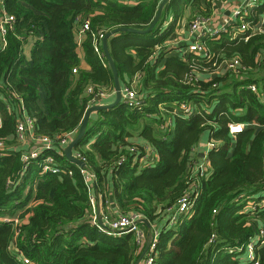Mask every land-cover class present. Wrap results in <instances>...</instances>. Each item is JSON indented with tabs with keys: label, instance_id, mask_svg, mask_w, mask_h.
Masks as SVG:
<instances>
[{
	"label": "trees",
	"instance_id": "obj_1",
	"mask_svg": "<svg viewBox=\"0 0 264 264\" xmlns=\"http://www.w3.org/2000/svg\"><path fill=\"white\" fill-rule=\"evenodd\" d=\"M0 1L5 15L14 19L0 48V264H23L13 245L35 264H134L142 251L131 233L119 237L87 219L91 191L78 166L65 159L67 142L61 140L77 133L96 95L114 92L100 36L119 27L148 28L162 0ZM187 7L210 16L212 0H169L154 28L140 37L145 42L136 43V35L128 33L109 41L119 82L124 76L142 79L138 104L122 100L94 112L73 152L85 159L98 194L105 193L110 178L122 215H139L150 226L167 222L158 232L154 264H264L258 236L259 229L264 231V103L247 89L250 84L264 87V69L255 62L264 52V29L246 42L244 35L232 37L230 29L219 39L207 38L209 60L192 54L166 58V43L174 39L175 24ZM263 11L259 6L243 21L254 24ZM169 14L173 21L162 31ZM86 21L89 30L78 41ZM30 41L31 66L25 67L23 48ZM234 57L245 68L241 75L219 69L224 59ZM40 89L46 95L43 109ZM180 103L190 105L193 114H174ZM22 112L33 120L34 139L29 140L51 142L28 161L23 157L30 151L16 137ZM231 124L245 128L232 136ZM204 133L217 145L208 150L209 171L202 178L193 171ZM132 137L149 146L129 142ZM145 149L152 154L141 161ZM48 157L60 173L41 171ZM34 187L36 204L28 209ZM186 194L194 212L168 227ZM18 210H23L19 219L29 215L26 224L6 220Z\"/></svg>",
	"mask_w": 264,
	"mask_h": 264
},
{
	"label": "built area",
	"instance_id": "obj_2",
	"mask_svg": "<svg viewBox=\"0 0 264 264\" xmlns=\"http://www.w3.org/2000/svg\"><path fill=\"white\" fill-rule=\"evenodd\" d=\"M264 5V0H243L241 6L239 5L237 8L233 9L230 16L223 17L220 20V26L219 28H212L211 23L214 22V19H206L203 16H196L193 18V20L188 24V32L189 35L192 37L193 41L190 43V45L187 46L186 49L180 50V57L186 59L188 55H196L198 57H204L206 59L211 58V54L208 52L205 40L207 38L212 39H219V34L223 32H227L229 29H235L230 32L232 37H235L237 34L244 35L243 39L246 42L251 36H254L255 34H260L263 32V29L261 27L257 26L255 24H251L248 22H244L243 19L248 16V11L253 10L259 6ZM234 20V21H233ZM238 20V25L234 26L235 21ZM14 21L13 17L6 16L1 20L0 22V33H1V47L2 48L5 44V33L7 26ZM79 34H83L84 32L89 30V23L86 21L83 26L81 27ZM104 36L101 35L100 39L102 40ZM101 45V44H100ZM96 51H98L96 49ZM219 69H223L224 71L231 72L235 75H241L245 68L241 64L240 59L237 57L231 58V59H224L222 63L219 65ZM74 74H76V70L72 71ZM247 89L250 90L252 93H254L258 99H260L262 102H264V90H260V88L256 84H250L247 86ZM91 92V89H88V93ZM105 92H100L98 95L94 97V99L91 101L90 106H93L94 102H96L97 98H101L105 95ZM121 94H122V100L129 104L130 106L135 104L138 100V95L134 89H132L130 86H124L121 88ZM121 100V101H122ZM138 104V102L136 103ZM178 108L175 110L174 114L180 113L185 117H189L193 114V110L187 103H180L177 104ZM89 106V107H90ZM22 110V108H21ZM245 128L244 124H231L228 126V132L230 135L234 136L236 134L241 133ZM33 120L27 117L23 112L21 113V116L16 124V137H17V143L19 145L26 144V141L28 138L34 139L33 136ZM74 134H68L66 135L62 140L61 143H69L73 139ZM38 142L40 143L39 152H30L26 156L23 157L25 161H28V159H35L41 150L43 149H49L51 147V142L48 139H39ZM66 143V144H67ZM208 149L213 147V143H209ZM4 147V144L0 142V150H2ZM151 150L145 149V155L141 161L147 160L151 157ZM72 156L83 162L85 164V159L79 154V153H72ZM86 165V164H85ZM208 161L207 156L204 155L202 159V163L197 165L196 168L193 171V175L199 174L202 178L206 176V173L208 171ZM81 173L83 174L86 183L89 185V189L92 193L94 189V175L90 172H88L86 169H81ZM40 169L43 173H53L58 174L60 173V168L54 163V160L50 157L45 158L42 163L40 164ZM71 175V174H70ZM195 189L198 187L197 184L193 186ZM197 191V190H196ZM93 203L92 196H91V204ZM263 204V203H261ZM194 205V201L192 197H190L189 194L184 195L181 200L179 201V205L176 209V214L170 219L169 226H174L177 222L180 216L182 215H188L190 216L192 213V208ZM253 205V204H252ZM252 205L250 206L251 208ZM264 205V204H263ZM254 209V208H253ZM139 215L136 214H129V215H119L117 217H111L108 215H102L100 216L101 225L97 222V217L93 213V216L91 218V221L96 224L100 229L107 230L109 232H114L118 234H126L131 233L134 236L135 243L140 251L144 250L145 243H146V230L142 228L139 224H137V221L141 219ZM7 220V219H6ZM15 224H17V220H14ZM159 231H151V242L149 245V248L147 249L142 264H154L155 258H156V243L159 236ZM259 237L262 240V243H264V231L260 230ZM12 249L15 250L17 257L23 264H35L29 259L22 256L21 252L16 249V246L13 245ZM253 250L252 245H249L248 251L251 254ZM142 253V252H141ZM251 257V256H250Z\"/></svg>",
	"mask_w": 264,
	"mask_h": 264
},
{
	"label": "crops",
	"instance_id": "obj_3",
	"mask_svg": "<svg viewBox=\"0 0 264 264\" xmlns=\"http://www.w3.org/2000/svg\"><path fill=\"white\" fill-rule=\"evenodd\" d=\"M242 2H243V0H212V13H211V15H212V18L214 19V22L211 23V27L215 28V29L221 27L220 26V20L223 17L230 16L233 9L237 8L239 5L241 6ZM251 12H252V10L248 11V15ZM197 14H198L197 11H193L192 7H187L185 9L184 14H183V18L181 20L177 21L175 24L174 39L172 41L166 43V45H168V48L170 49L168 54L166 55V58L169 56H175L177 58H181L180 54H179L180 51H176V50L171 51V49H173L172 47H180L181 50H184L193 41L192 37L189 35V32H188V24H189V21L193 17L199 16V14L198 15ZM4 17H5V13L2 10L1 1H0V22ZM172 21H173V17H172V15L169 14L166 17L161 30L163 31V30L167 29L171 25ZM237 23H238V20L235 21L234 26H236ZM254 24L256 25V29H257V26L264 29L263 28V26H264V11L260 15H258L257 22ZM137 30H145V29H137ZM232 30L235 31V29H232ZM232 30H230V32H232ZM125 33L136 35L133 37L136 43L145 42V40L143 38H140V37H142V35H144V34H147V33L137 34V33H130V32L117 33L107 40V47H108L109 41L113 37H117L118 40H122L124 38V35H122V34H125ZM257 34H255V35H257ZM81 38H82V34L76 35V39L78 41H80ZM32 43H33V41L32 42L30 41L23 48V54L25 56V64H24L25 67L31 66L30 50L32 47ZM0 47H1V33H0ZM207 50H208V48H207ZM131 53L134 55L133 52H131ZM78 54H79V56H82L81 50H78ZM164 60H165V57H164ZM164 60L159 63V68H163ZM255 62H258L259 64H261V68L264 69V52H260L256 55ZM141 81H142V79L139 75H136V76L132 77L131 79H129L127 76H124L123 82H120V87L123 88L125 86V83L130 82L128 84V86L133 85V86L139 88V86L141 85ZM257 86L260 88V90H264V87H261V85H257ZM105 93L106 94L103 97L97 98L94 105H108V104H111L114 102L115 92L109 91V92H105ZM45 97H46L45 92L42 89H40V97L38 100V105L42 109L44 108ZM94 115H95V113L91 114L90 118L94 117ZM153 126L156 128V130L159 129V127H156L155 124H153ZM75 135H76V133L74 134V136ZM74 136H73V138H74ZM233 140H234V137H232V144L230 146V150L233 147ZM128 141L131 143H134V144L141 145V146H149L147 141H145L143 138H140V137H132V138H129ZM200 142L201 143H199L200 144L199 147L196 148L197 149L196 150V152H197L196 157L198 160L197 165L202 163L203 156L204 155L207 156L208 150L210 149V148L208 149V146H207L209 144L207 133H204L201 136ZM67 145H68V143L66 144V146ZM213 145H217V143L214 142ZM39 146H40L39 143L36 144V142L31 141L28 138L26 141V144H23L22 148H25L26 150H28L30 152H34V151L39 152L40 151ZM140 165L143 166V165H147V164L145 162H141ZM207 167H208V165H207ZM208 171H209V169H208ZM27 190L25 191V194H27ZM104 191H105V193L103 195H101L100 193L98 194V192L96 191L95 188L93 189V191L91 193L92 200H93L92 210H91V213L87 217L88 220H91L93 213L97 217L98 223H99L98 215L99 216L108 215L111 217H117V216L121 215V212H120V210H119V208H118V206H117V204L113 198L112 183H111L110 178H109V183L105 187ZM34 195H35V187L32 191V196H31L26 208L30 209L36 204L33 200ZM261 196L264 197V194H261ZM103 197H105V198H103ZM22 211L23 210L16 211L12 217L6 216L7 220H9V219L17 220V223L26 224L28 222L29 215H25L21 219L18 218ZM193 212H194V210L191 213H193ZM166 224H167V222H164V219H162L157 224L151 226V231H159V230L161 231L164 227H166ZM140 226L145 229V227L143 225H140ZM168 227H170V226H168ZM260 230H263V229H259L258 236H259ZM125 235L126 234H119V237H124ZM143 259L139 262V264H142Z\"/></svg>",
	"mask_w": 264,
	"mask_h": 264
},
{
	"label": "water",
	"instance_id": "obj_4",
	"mask_svg": "<svg viewBox=\"0 0 264 264\" xmlns=\"http://www.w3.org/2000/svg\"><path fill=\"white\" fill-rule=\"evenodd\" d=\"M169 0H162V2L159 5L158 11L156 13V16L154 18V20L152 21V23L148 26L147 29L145 30H137V29H133V28H128V27H119L116 29L111 30L110 32L106 33L104 35V37L101 40V47H102V51L103 54L106 58L107 64L111 70L112 73V77H113V85H114V92H115V100L113 103L108 104V105H93L90 106L88 108V110L85 113L84 119L76 133V135L74 136V138L68 143V145L64 148L63 150V155L65 157V159L70 162L73 163L75 165H77L78 167H80L81 169H86V165L75 159L72 156L73 150L74 148L78 145V143L80 142V140L83 138L85 131H86V127H87V123L89 120V117L92 113L94 112H98L101 110H105V109H109V108H114L115 106H117L121 100H122V94H121V87H120V82H119V78H118V72L115 66V63L112 59V57L109 54L108 51V47H107V40L114 36L117 33H121V32H130V33H137V34H141V33H149L154 26L157 24V22L160 19L161 13L163 11V7L165 6V4L168 2ZM98 221H99V225H101V221H100V216L98 215ZM137 224L139 225H143L146 229V243H145V247L144 250L142 251V253L139 255V257L137 258L136 262L134 264H139V262L144 258V255L147 251V249L149 248L150 242H151V226L150 224L144 219L141 218L137 221Z\"/></svg>",
	"mask_w": 264,
	"mask_h": 264
},
{
	"label": "rangeland",
	"instance_id": "obj_5",
	"mask_svg": "<svg viewBox=\"0 0 264 264\" xmlns=\"http://www.w3.org/2000/svg\"><path fill=\"white\" fill-rule=\"evenodd\" d=\"M198 15V14H197ZM205 18L206 19H211L212 18V15H210V16H205ZM132 89H134L136 92H137V90L139 89L138 87H135V86H133V85H131L130 86ZM201 143V142H200ZM200 145V144H199ZM199 145L197 146V147H199ZM261 203H263L264 204V201H260V204ZM249 205L251 206L252 205V203L251 202H249ZM249 209H251V210H253V208H249Z\"/></svg>",
	"mask_w": 264,
	"mask_h": 264
}]
</instances>
